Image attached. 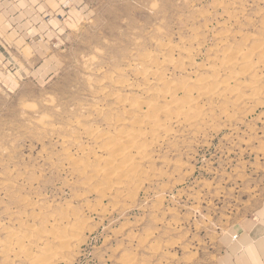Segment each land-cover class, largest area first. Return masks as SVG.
Here are the masks:
<instances>
[{"label": "rangeland", "instance_id": "374dc122", "mask_svg": "<svg viewBox=\"0 0 264 264\" xmlns=\"http://www.w3.org/2000/svg\"><path fill=\"white\" fill-rule=\"evenodd\" d=\"M263 204L264 0H0V264H264Z\"/></svg>", "mask_w": 264, "mask_h": 264}, {"label": "crops", "instance_id": "0c3cea01", "mask_svg": "<svg viewBox=\"0 0 264 264\" xmlns=\"http://www.w3.org/2000/svg\"><path fill=\"white\" fill-rule=\"evenodd\" d=\"M261 212L264 213V204L261 209ZM259 213L260 215H263ZM259 216V215H258ZM264 219L263 216L251 218L252 223L245 221L243 226L237 231V236L233 238L232 246L233 250L230 252L234 260L237 258L240 260L243 258V255L246 253L254 252V248L257 246L256 243H264ZM249 246H252V249L249 250Z\"/></svg>", "mask_w": 264, "mask_h": 264}, {"label": "bare ground", "instance_id": "6f19581e", "mask_svg": "<svg viewBox=\"0 0 264 264\" xmlns=\"http://www.w3.org/2000/svg\"><path fill=\"white\" fill-rule=\"evenodd\" d=\"M157 118V115H156V117H155V119Z\"/></svg>", "mask_w": 264, "mask_h": 264}]
</instances>
